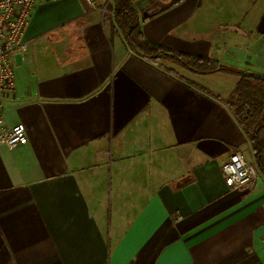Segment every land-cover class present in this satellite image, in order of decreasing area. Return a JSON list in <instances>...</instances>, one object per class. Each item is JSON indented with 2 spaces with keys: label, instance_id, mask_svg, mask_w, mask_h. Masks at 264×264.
I'll use <instances>...</instances> for the list:
<instances>
[{
  "label": "crops",
  "instance_id": "0c3cea01",
  "mask_svg": "<svg viewBox=\"0 0 264 264\" xmlns=\"http://www.w3.org/2000/svg\"><path fill=\"white\" fill-rule=\"evenodd\" d=\"M104 2L38 3L13 57L3 115L28 141L0 146V264H264V175L233 190L222 172L255 164L227 106L240 77L138 57ZM142 33L264 76V0H182Z\"/></svg>",
  "mask_w": 264,
  "mask_h": 264
},
{
  "label": "trees",
  "instance_id": "16d2710c",
  "mask_svg": "<svg viewBox=\"0 0 264 264\" xmlns=\"http://www.w3.org/2000/svg\"><path fill=\"white\" fill-rule=\"evenodd\" d=\"M137 1L110 0L106 9L113 13L111 19L109 16L108 19L121 34L128 49L138 57L154 65L160 61L173 62L197 74L225 72L240 77L231 98L227 101V106L250 141L257 171L264 175V76L177 55L150 44L143 36V24L182 0H157L163 6L158 8L153 6L145 13H140L137 9Z\"/></svg>",
  "mask_w": 264,
  "mask_h": 264
},
{
  "label": "built area",
  "instance_id": "2783aa9c",
  "mask_svg": "<svg viewBox=\"0 0 264 264\" xmlns=\"http://www.w3.org/2000/svg\"><path fill=\"white\" fill-rule=\"evenodd\" d=\"M55 0H0V146L9 149L25 145L28 141L23 124L8 127L3 115V99L15 91V70L13 57L25 53L29 48L26 33L30 25L33 10L38 3ZM93 3V0H87ZM110 0L104 2L102 13L107 11ZM222 172L227 187L236 190L248 185L257 177L258 171L253 162L244 155L234 153L223 165Z\"/></svg>",
  "mask_w": 264,
  "mask_h": 264
},
{
  "label": "rangeland",
  "instance_id": "374dc122",
  "mask_svg": "<svg viewBox=\"0 0 264 264\" xmlns=\"http://www.w3.org/2000/svg\"><path fill=\"white\" fill-rule=\"evenodd\" d=\"M136 6H137V2H136ZM163 6V4L162 3H160V2H158L154 7L155 8H158V7H162ZM152 8V7H151ZM150 8V9H151ZM149 10V9H148ZM252 149V148H251ZM252 151V150H251ZM245 157V156H244ZM249 158V156L247 157H245V159L248 161V162H250V160L248 159Z\"/></svg>",
  "mask_w": 264,
  "mask_h": 264
}]
</instances>
